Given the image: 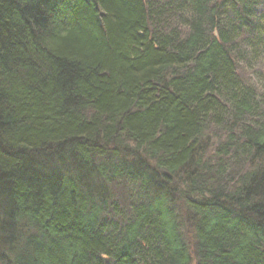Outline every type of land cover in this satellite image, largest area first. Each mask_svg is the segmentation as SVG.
Masks as SVG:
<instances>
[{"label": "trees", "instance_id": "16d2710c", "mask_svg": "<svg viewBox=\"0 0 264 264\" xmlns=\"http://www.w3.org/2000/svg\"><path fill=\"white\" fill-rule=\"evenodd\" d=\"M0 264H264V0H0Z\"/></svg>", "mask_w": 264, "mask_h": 264}, {"label": "rangeland", "instance_id": "374dc122", "mask_svg": "<svg viewBox=\"0 0 264 264\" xmlns=\"http://www.w3.org/2000/svg\"><path fill=\"white\" fill-rule=\"evenodd\" d=\"M259 67H260V65H259ZM192 243H193V241H192Z\"/></svg>", "mask_w": 264, "mask_h": 264}]
</instances>
